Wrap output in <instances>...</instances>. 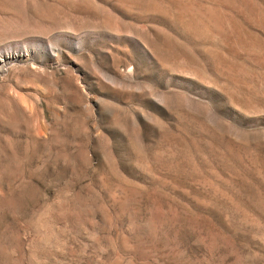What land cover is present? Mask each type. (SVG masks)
Here are the masks:
<instances>
[{"label": "rangeland", "instance_id": "rangeland-1", "mask_svg": "<svg viewBox=\"0 0 264 264\" xmlns=\"http://www.w3.org/2000/svg\"><path fill=\"white\" fill-rule=\"evenodd\" d=\"M0 264H264V0H0Z\"/></svg>", "mask_w": 264, "mask_h": 264}]
</instances>
